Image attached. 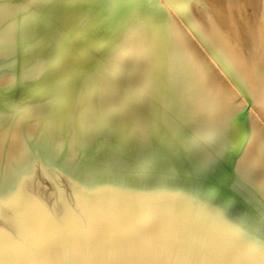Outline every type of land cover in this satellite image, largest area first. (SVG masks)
<instances>
[{"label":"bare ground","instance_id":"1","mask_svg":"<svg viewBox=\"0 0 264 264\" xmlns=\"http://www.w3.org/2000/svg\"><path fill=\"white\" fill-rule=\"evenodd\" d=\"M45 177L264 238V0H0L1 213Z\"/></svg>","mask_w":264,"mask_h":264},{"label":"water","instance_id":"2","mask_svg":"<svg viewBox=\"0 0 264 264\" xmlns=\"http://www.w3.org/2000/svg\"><path fill=\"white\" fill-rule=\"evenodd\" d=\"M264 238L203 204L72 186L48 177L0 211L4 264H255Z\"/></svg>","mask_w":264,"mask_h":264},{"label":"snow or ice","instance_id":"3","mask_svg":"<svg viewBox=\"0 0 264 264\" xmlns=\"http://www.w3.org/2000/svg\"><path fill=\"white\" fill-rule=\"evenodd\" d=\"M114 6H119L121 0H112ZM129 6H131V4L133 3V0H128ZM0 264H4L3 260H0ZM210 264H212V262L210 261ZM255 264H264V245H262V250L258 253V259L255 262Z\"/></svg>","mask_w":264,"mask_h":264},{"label":"rangeland","instance_id":"4","mask_svg":"<svg viewBox=\"0 0 264 264\" xmlns=\"http://www.w3.org/2000/svg\"><path fill=\"white\" fill-rule=\"evenodd\" d=\"M40 179H42V178H40Z\"/></svg>","mask_w":264,"mask_h":264}]
</instances>
